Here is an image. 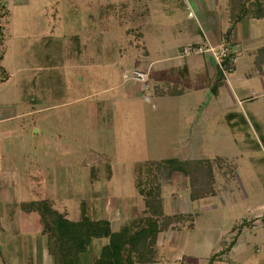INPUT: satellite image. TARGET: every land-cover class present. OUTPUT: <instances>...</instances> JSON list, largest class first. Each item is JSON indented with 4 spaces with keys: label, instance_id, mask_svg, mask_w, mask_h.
<instances>
[{
    "label": "rangeland",
    "instance_id": "374dc122",
    "mask_svg": "<svg viewBox=\"0 0 264 264\" xmlns=\"http://www.w3.org/2000/svg\"><path fill=\"white\" fill-rule=\"evenodd\" d=\"M201 4L202 0L6 1L0 66L7 79L0 83V116L16 117L0 122V219L19 203L47 193L57 211L66 200L75 199L90 209L91 216L98 215L112 196L126 193L141 201L137 164L179 163L218 153L221 144L215 139L230 135L211 136L203 128L198 102L208 94L199 77L192 84L188 79V93L183 83L182 98H152L174 92L169 85L166 90V85L156 84L158 67L180 64L183 72L184 58L205 56L181 55L207 31L206 19L199 14ZM258 27L264 29V20ZM137 70L148 73L145 82L127 79ZM179 77L176 72L173 81ZM159 179L161 195L182 194L187 187L180 178L173 183L163 175ZM233 185L241 194L246 182ZM192 207L188 203L185 209ZM17 218L19 237L7 239L5 247L0 230V250L9 253L16 243L11 250L20 261L29 251L30 233L37 232L32 228L39 225L36 215L27 218L21 213ZM17 259L10 256L7 264H17Z\"/></svg>",
    "mask_w": 264,
    "mask_h": 264
},
{
    "label": "crops",
    "instance_id": "0c3cea01",
    "mask_svg": "<svg viewBox=\"0 0 264 264\" xmlns=\"http://www.w3.org/2000/svg\"><path fill=\"white\" fill-rule=\"evenodd\" d=\"M202 3L199 14L206 19L207 31L191 44L202 42L218 48L224 39L230 47V58H233L232 71L223 74L207 55L184 58L187 69L183 72L178 69L180 64L157 68L159 71L154 73L156 84L166 85V90L170 86L174 92L169 96L158 94L152 98L179 99L184 91L183 83L187 84L185 91L188 93L192 90L188 79L192 84L199 77L202 91L208 94L205 101L198 102L203 128L211 136H230L224 140L215 139L221 146L214 156L187 160H208L214 164L217 161L213 167V196L191 200L188 186L184 187L182 194L160 195L163 215L180 216L181 219L157 235L152 264H209L210 259H213L211 264H264V29L258 27L264 17L243 18L231 24L226 0H202ZM215 12L218 15L212 19ZM176 72L180 77L174 82ZM180 86L183 88L181 91ZM14 115L0 116V122L14 119ZM178 178L184 182L180 175L165 180L173 183ZM244 181L246 185L242 187L241 194L240 191L237 194L233 184ZM250 183L255 190L249 186ZM139 197L141 201L126 196V193L109 197L107 206L99 210L98 215L91 216L86 206L87 215L90 220L108 221L110 231L115 233L126 222L144 216L142 197ZM45 200L67 221H79L81 200L68 199L59 211L54 209L53 196L48 193L44 198L19 203L17 208L7 210L5 217L0 219V230L6 237L5 247L7 239L14 241V237L21 233L19 214L27 218L36 215L39 226L32 228L37 232L30 233L29 251L23 252L24 259L18 261L17 253L15 250L12 252L16 246L14 243L9 253L6 250L4 254L0 250V264H7L10 256L12 261L17 259V264H54L48 251L49 239L42 232L38 214L24 211L21 207L23 203ZM188 203L193 206L191 210L185 209ZM105 243L103 239L93 240L84 252L78 254L76 264H93ZM23 244L24 248L27 247Z\"/></svg>",
    "mask_w": 264,
    "mask_h": 264
},
{
    "label": "trees",
    "instance_id": "16d2710c",
    "mask_svg": "<svg viewBox=\"0 0 264 264\" xmlns=\"http://www.w3.org/2000/svg\"><path fill=\"white\" fill-rule=\"evenodd\" d=\"M6 1L0 0V62L4 41L1 21L8 14ZM227 11L231 24L248 17L259 19L264 17V0H228ZM223 65L226 68L227 61ZM6 79L7 72L0 66V82ZM135 172L138 192L144 205V216L126 222L115 233L110 231L108 221L90 220L83 202L79 206L80 219L77 222L64 219L52 210L51 204L46 200L21 204L24 211L38 214L42 232L49 239L48 251L54 264H76L78 254L84 252L93 240L101 239L106 240V243L101 247L93 264H152L157 235L181 219L180 216L163 215L160 176L171 180L180 175L187 183L191 200L215 194L213 162L208 160L164 164L143 162L136 165ZM212 261L210 259L209 264Z\"/></svg>",
    "mask_w": 264,
    "mask_h": 264
},
{
    "label": "built area",
    "instance_id": "2783aa9c",
    "mask_svg": "<svg viewBox=\"0 0 264 264\" xmlns=\"http://www.w3.org/2000/svg\"><path fill=\"white\" fill-rule=\"evenodd\" d=\"M230 54V47L224 39L221 40L218 48L198 43L183 48L181 53L182 57L207 55L213 59L216 66L223 74L230 73L232 71L233 58H230ZM225 61H227L226 68L223 65ZM147 74V72L137 70L131 72L127 79L142 83L146 81Z\"/></svg>",
    "mask_w": 264,
    "mask_h": 264
}]
</instances>
